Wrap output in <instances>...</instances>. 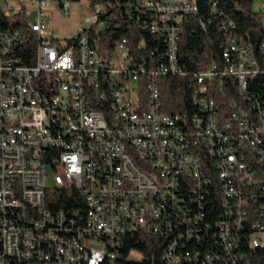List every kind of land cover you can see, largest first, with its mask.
Returning <instances> with one entry per match:
<instances>
[{"label": "built area", "instance_id": "obj_1", "mask_svg": "<svg viewBox=\"0 0 264 264\" xmlns=\"http://www.w3.org/2000/svg\"><path fill=\"white\" fill-rule=\"evenodd\" d=\"M88 1L85 28L60 42L47 34L54 0H0L25 23L0 34V264H146L123 250L136 234L164 264L246 263V224L251 247L264 246V106L249 96L252 110L235 103L223 117L213 90L199 93L220 76L245 93L259 73L252 46L233 40L223 68L195 74L196 112L165 113L157 79L185 74L177 24L195 1L143 2L167 46L157 67L136 62L127 39L92 42L105 24ZM55 5L70 15L71 2Z\"/></svg>", "mask_w": 264, "mask_h": 264}, {"label": "trees", "instance_id": "obj_2", "mask_svg": "<svg viewBox=\"0 0 264 264\" xmlns=\"http://www.w3.org/2000/svg\"><path fill=\"white\" fill-rule=\"evenodd\" d=\"M64 1L78 3L81 0H54L57 5H62ZM145 1L147 0H92V7L102 6L99 21L104 23L105 27L100 30L97 28L89 30V36L91 40L99 41V47L102 49L106 47L108 50H113L118 41L127 39L130 48L136 52V62L143 58L147 62V67H157L165 59L167 46L162 37L164 35L151 30L156 14L142 6ZM193 1L198 7V12L183 17L182 22L177 24L179 36L177 62L185 74L161 75L157 79L161 110L170 114L192 115L196 112L192 102L193 95L199 88L194 78L195 74L201 73L209 65L215 64L223 68L224 53L230 49L233 40L239 47L252 46L259 64V73L249 77L248 90L245 93L240 91V85L235 77L220 76L212 87L206 86L205 83L206 87L199 94L203 95L212 89L218 101L217 112L223 117H228V113L236 111L238 107H234L235 103L252 110L253 106L251 103L249 105L247 98L249 96L253 99L252 103L259 101L264 106V14L255 11L254 0ZM24 26L25 23L20 16L9 17L0 7V34L3 32L10 34L11 30ZM235 57L237 58L236 54ZM218 84L220 85L217 87ZM259 200L264 203V198ZM213 203L217 206V201L213 200ZM216 211L215 207V214L218 215L219 211L218 213ZM258 219L259 216L253 215L250 222ZM252 234L251 227L246 224L238 248V251L246 256V263L238 264H264V246L251 247ZM161 242L163 244L164 240L161 239ZM162 244L160 243V247H163ZM193 247H197V244ZM132 248L139 249L151 257L146 264H164L161 260L162 249L144 243L141 234L128 239L123 250L127 253Z\"/></svg>", "mask_w": 264, "mask_h": 264}, {"label": "rangeland", "instance_id": "obj_3", "mask_svg": "<svg viewBox=\"0 0 264 264\" xmlns=\"http://www.w3.org/2000/svg\"><path fill=\"white\" fill-rule=\"evenodd\" d=\"M263 4L264 0H254L253 7L255 11L260 12ZM90 13L88 0H81L78 3L71 2L70 15L68 17L63 15V11L59 7L52 4L49 9L45 10L49 25L48 36L58 39L60 42H65L66 39L76 36L85 28Z\"/></svg>", "mask_w": 264, "mask_h": 264}, {"label": "bare ground", "instance_id": "obj_4", "mask_svg": "<svg viewBox=\"0 0 264 264\" xmlns=\"http://www.w3.org/2000/svg\"><path fill=\"white\" fill-rule=\"evenodd\" d=\"M4 36H11V33L10 34H4Z\"/></svg>", "mask_w": 264, "mask_h": 264}]
</instances>
